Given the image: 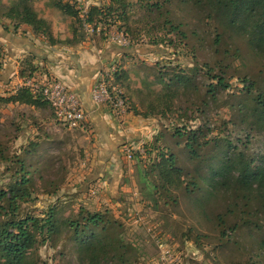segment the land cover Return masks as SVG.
<instances>
[{"label":"rangeland","instance_id":"rangeland-1","mask_svg":"<svg viewBox=\"0 0 264 264\" xmlns=\"http://www.w3.org/2000/svg\"><path fill=\"white\" fill-rule=\"evenodd\" d=\"M71 1L81 10L97 2ZM130 1L127 48L133 54L115 63L132 65L134 73L144 65L140 76L153 77L157 103L169 105L154 117L160 132L145 144L152 151L126 164L134 169L135 190L122 202L103 194V188L92 194L100 180L89 182L87 191L90 156L84 131L57 121L48 106L2 102L0 147L7 158L0 160V188L15 179L16 160L24 157L34 185L31 198L20 202L19 216H44L52 207L61 218L77 216L80 208L107 211L123 223L121 238L134 248L133 264H264V186L238 182L236 163L224 178L210 181V166L226 161L225 155L254 163L264 159V122L247 111L251 101L243 82L249 74L264 84V54L255 49L246 28L229 23L215 0ZM56 22L61 30L69 24L63 17ZM171 23L181 32L171 31ZM159 73L166 81L158 79ZM182 74L188 86L174 83L176 96L165 99L168 77ZM10 91L0 83V94ZM191 132L201 144L195 158L185 148ZM32 142L38 143L36 151L24 152ZM158 150L178 155L177 164L186 171L180 188L162 186L152 170ZM32 257L37 264L86 263L71 233L63 230L40 242Z\"/></svg>","mask_w":264,"mask_h":264},{"label":"trees","instance_id":"trees-1","mask_svg":"<svg viewBox=\"0 0 264 264\" xmlns=\"http://www.w3.org/2000/svg\"><path fill=\"white\" fill-rule=\"evenodd\" d=\"M38 1L40 0H0V14L11 18L16 25L23 23L30 25L36 34H43L52 44L73 45L86 40V34L83 33L85 23L95 26L102 23L104 26H111L120 21V28H125L126 33L129 29L127 25L132 5L130 0H108L104 4H92L87 14H82L81 8H78L76 2L71 0H41L49 8V12L54 14L53 16L61 15L69 21L68 33L58 37L54 32L56 28L54 20L40 14L35 6ZM214 4L220 8L230 24L246 28L255 49L264 54V0H215ZM170 30L181 32L180 26L176 27L172 23ZM3 52V46L0 45V70L3 64ZM36 71L37 68L28 63L22 70V76L23 78L31 76ZM118 73L119 70L116 73V80L120 79ZM218 78L219 84L224 83L223 77ZM158 79L162 82L166 81V77L160 73ZM243 82L245 93L250 95L251 101L247 111L257 115L264 122V84H259L249 74L245 75ZM174 83L185 88L188 86V77L185 74L169 76L166 82L167 93L164 97L169 96L173 100L176 96V91L171 86ZM179 88L177 87V90ZM210 90L212 94L215 92L213 88ZM0 102L36 107L49 105L44 98L32 93L27 87H19L8 96L0 95ZM162 104L166 108L169 107L165 101H162ZM164 112H166L165 109L162 110V113ZM194 134L191 132L185 141V148L192 154L190 158L199 155L197 148L201 145ZM156 140L158 141L159 138ZM37 145L38 143L35 142L30 143L31 147L24 152L28 154L35 152ZM151 151L150 147L144 146L145 153ZM158 152L152 170L158 174L163 183L162 186L178 188L183 186L186 171L177 164L178 155L172 151L166 153L158 150ZM136 154L135 158L140 160L142 154L139 152ZM6 158L0 147V160H6ZM223 160L226 161L221 160L217 166H210L212 173L210 181L215 177L224 178L236 163L238 182L243 184L257 182L259 186H264V159L254 163L252 159L248 160L244 156L235 157L232 160L225 155ZM16 162L18 166L14 173L17 174L15 179L10 180L7 188H0V264H37L32 254L37 250L40 242H45L51 236L54 237L61 230L71 233L75 245L84 254L85 264H133L131 252L134 248L129 243H124L121 238L120 230L123 223L116 217H111L107 211L94 212L80 208L77 216L61 218L58 217L59 211L52 207L44 216L31 214L19 216L20 202L31 198L34 182L25 158H18ZM260 245L264 249V235Z\"/></svg>","mask_w":264,"mask_h":264},{"label":"crops","instance_id":"crops-1","mask_svg":"<svg viewBox=\"0 0 264 264\" xmlns=\"http://www.w3.org/2000/svg\"><path fill=\"white\" fill-rule=\"evenodd\" d=\"M96 1L90 5L102 3V0ZM41 4L44 7L40 8ZM35 6L40 14L54 20L56 36L62 37L68 33L69 24L65 25L63 30L57 26L56 21L62 17L61 15L57 16L58 18L53 16L54 14L49 12V8L41 0L35 3ZM120 24V21L111 26L87 23L84 24L88 30L86 40L73 45L52 44L43 34H36L30 25L25 23L16 25L11 18L0 14V45L4 50L0 83L6 90H12L0 95H10L18 89L23 78L22 70L28 63L33 64L37 71L54 75L66 83L79 96L88 114L90 130L83 132L82 138L90 156L85 177L86 189L88 191L89 182L100 180L103 194L106 193L118 202L128 199L129 191L135 190L134 169L129 171L126 168L130 159L126 157L124 148L132 146L134 149L140 147L144 149L145 144L160 132V126L154 117L166 109L165 106L162 107L161 101L157 103L153 95L155 88L153 77L140 76L144 65L136 67L139 71L135 70V73L134 69H131L132 65L119 67L120 79L116 81L133 103V110L119 116L110 105L98 104L93 100L92 89L103 72L114 62L121 60L124 62L130 53L133 54L132 50L127 48L129 46L119 47L110 39L112 32L124 30L120 28ZM101 33L105 36L102 37ZM139 51L145 53L144 49ZM155 82L158 83L156 78ZM46 106L51 108L49 105ZM142 157L143 154L141 159Z\"/></svg>","mask_w":264,"mask_h":264},{"label":"built area","instance_id":"built-area-1","mask_svg":"<svg viewBox=\"0 0 264 264\" xmlns=\"http://www.w3.org/2000/svg\"><path fill=\"white\" fill-rule=\"evenodd\" d=\"M107 2L108 0H102V3L95 4ZM89 6L82 7L83 14L88 13ZM110 39L124 47L131 45L130 38L124 30L112 32ZM118 70L119 66L114 62L109 69L103 72L102 77L96 81L92 89V98L98 104L110 105L114 113L120 116L131 110V107L124 90L116 81ZM19 87H27L32 93L44 98L51 106L57 121L68 125L70 128H79L84 132H89L88 114L83 108L79 96L58 77L39 70L31 76L22 78ZM124 152L126 157L131 160L137 152L144 154V149L126 146ZM102 188L101 184H95L90 192L95 195Z\"/></svg>","mask_w":264,"mask_h":264}]
</instances>
